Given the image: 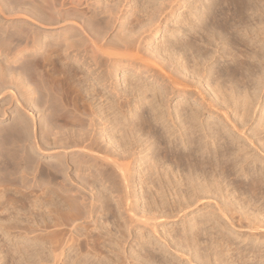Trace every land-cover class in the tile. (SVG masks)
<instances>
[{
    "label": "bare ground",
    "instance_id": "1",
    "mask_svg": "<svg viewBox=\"0 0 264 264\" xmlns=\"http://www.w3.org/2000/svg\"><path fill=\"white\" fill-rule=\"evenodd\" d=\"M163 1L164 0H160L159 2L162 4ZM228 1L229 0H212L207 2L205 5L206 10L204 11L205 15L199 17L198 20L201 24L199 26V37L192 39L187 36V38L185 37L182 41L177 40L175 44H169L170 46L165 49V56L162 55L161 52H159V55H161L163 61L168 60L171 65H174V72L176 73H173V71L172 73L170 71L168 72V69L166 70L167 74L164 73L168 76L171 83L175 82L176 84H179V78L176 74L181 73L187 76V72L191 71L195 73L196 69L198 70L197 74H200V72L202 73V70L199 72L200 69L196 68V66H199L198 64L201 62L205 65L207 59L215 57L217 51L220 52L222 50V53H220L223 57L226 53L231 56L234 55L231 53L230 49L234 44H237V42L232 39L231 31L235 35V33L241 30L243 32L242 35H246L247 39L243 40V43L241 44L242 47H245V50L242 51L243 48L239 50L242 51L240 53L243 57H241V64L238 63L240 67L238 69L227 70V75L229 76L227 79H224L225 77L223 78L224 73L219 70H216V75H214L212 69L209 71L204 69V74L202 73L201 77L205 78L208 76L211 81L215 83V86L213 87L215 95L217 97H219V95L224 97V102H229L227 99L230 96V99L232 98L234 100L233 105L236 109L239 107L238 104L240 103V97L243 96L246 99V103L244 102L247 104L245 105L246 110L244 114L240 116L245 120L243 122L246 123L248 122L246 116H248V113L250 114V108L254 107L250 95L251 85L249 86V83H252V88H255L254 86L259 84L254 85L253 83H258L259 81L264 80L262 79L264 78L262 77L264 73H261L262 75L259 74L260 76L258 75L259 77H256L257 79L255 78V74H257L255 72L257 71L254 72V68L251 69L248 61L251 58L256 57L264 60L263 51L260 53V49L263 50L264 44L255 46V48L252 47L253 49L250 47L249 49V46L251 45L250 42L255 44L257 42V37L260 35L259 28L263 23L262 16H264V0H255L252 2L251 0H234V5L237 8H240L235 11L231 8L234 11L232 14V20L234 23L228 21L223 23L220 21V14L217 8L222 7V4ZM98 2L99 1H96V3ZM22 3L26 4V8H21L8 14L4 1L0 0V51H6L7 55V59L0 62V95L10 93L11 97L20 104V107L24 108V110L26 109L27 112H31V116L33 117V121L30 120L29 116L26 115L24 111L23 114L17 115L9 125L5 127L3 126L2 129H0V235L6 234L9 236V239L25 235V237H23V244H25L26 250L24 249V251H27L25 254L28 255L27 257L30 261L29 264H91V258H95L100 264H125L127 262L128 264H158L163 262L162 259L158 260L155 256V250L159 249H157L150 241H148L149 244L146 245L147 248L144 247V244L146 243L145 241H138V243L141 244L140 246L142 249H146L144 254L139 251L136 255H126V252H123L121 255L119 252L120 250L118 251V249L121 248L119 238L124 236L122 233L123 223L120 221L122 218V208L123 206H126V209H128V211L130 210L129 213H131V211L133 213L134 209L137 207L138 199L136 201L131 199L132 181L130 176L132 178V173L131 175H128L129 168L111 151L102 149L100 145L101 143L96 136L97 132L94 124L98 112L95 106H93L92 100H90V97H94L92 94L94 89H91L88 86V81H94L95 85L99 84V80L94 78V72L97 68L93 69L89 66L86 71L83 70V64H79V59L71 60V55L68 53L67 48L63 47V43V45L56 46L54 45L56 43L52 42L51 39L50 41H46L44 40L46 38L42 39L43 36L41 37L43 30H46L48 27L55 24L64 25L63 27H60L58 31L62 29L64 32L75 31L77 34H81L83 36L81 40L83 39L85 41L87 49L91 52L93 64L95 66L101 65L102 69H105L103 78L109 82L113 78L111 76H119L120 78H123L122 83H126L125 75L129 74L130 71H128V68H122L123 59L117 58L120 56V54L117 55V52L119 51L117 49L127 51L129 48L132 49L135 47L139 50L140 46L137 45V42L134 39V34H131L129 37L123 35L124 38L120 37L118 34L119 38H117V40L110 41L108 38L110 29L115 26L117 21L121 20V17H117L112 10L108 9L107 11L105 10L109 13V15L107 13L109 16H107L108 19L105 20L107 17H104L103 22H101L103 18L101 21L98 18V21L100 22L97 23L96 18L102 13V11L100 12V10H98V6H94L93 8L87 6L83 7L80 0H25ZM132 5L134 8L137 7V10L141 12H145V10L146 12L153 10V8L149 7L150 5L146 7L145 10L144 8L141 9L142 3L140 4L139 0H133ZM91 10L92 13H89ZM249 10H251V14H248L253 16L254 23H251V18H245L243 16L244 11L247 12ZM222 12L224 13V11ZM7 15L13 16L14 18L9 19L7 18ZM26 16H28L30 18V20H28L32 22L28 26L18 24L15 26V30L13 28V31L10 32V34H6L3 30V26L8 22H11L10 24L19 23L27 20L24 19ZM94 18L96 19L95 23L93 22L95 21L93 20ZM89 19L90 21L92 19V22L95 25H92V22H89ZM208 20L209 22H207ZM2 21L3 24H1ZM194 28L195 27L193 26V29ZM196 29L197 28H195V30ZM153 30L154 31L152 32L156 35L158 30L156 28ZM131 32L132 29L130 30V33ZM67 33L65 35H68ZM255 33L257 34L256 36H254ZM153 38L155 39L156 37ZM214 42L217 43L215 47L216 49L214 48L215 50L210 53L209 49ZM108 47L116 49L115 52L117 51V54L109 52L107 50ZM114 55L117 57H113ZM232 57L234 58L236 56ZM127 66L130 67L129 64ZM258 66L259 65H257V67ZM189 69L191 70L189 71ZM201 69H203V67ZM261 69L263 68L261 67ZM121 71L122 73L120 74ZM97 77H99V75H97ZM100 81L103 82L102 80ZM238 81H241L244 84V91H241L238 88ZM207 83L209 84V79L207 80ZM132 90L136 91V87L132 86ZM175 90L176 93H186L185 90L172 86L170 94L174 93ZM227 91H229V95H226ZM44 94H46V98H43ZM154 95H156V93H154ZM162 95L163 98L166 99V97H168V90H163ZM53 96L57 97V99ZM132 96L133 97L129 99L127 105L124 103L120 106L119 102L117 105L120 108V112L123 110V113L125 114L128 111L132 113V121L128 125H125L124 123L117 124V129H115L117 130L116 133L113 134L114 132H111V134H109V139L112 143L113 138L115 140L117 137L118 139L116 142L125 145L124 152L127 151L128 144L136 142L134 137H138L139 140L142 138L144 139V137L149 140L152 137L154 138L156 134L154 130V122L157 123L160 119H158L160 113L158 108L155 109L154 106L151 105L150 108L147 107V109H145L144 104L140 102L141 99L139 98V95L135 92ZM51 98H54L63 104L60 109L56 107L51 111V113L57 112L56 114L53 113L57 116L55 119V115H52L56 122L54 123L57 124L60 122L57 126L59 125L64 128H69L70 125L77 127L75 129V134L68 135L66 132L64 133L58 130H55L54 132L52 129L53 121H51V119L49 120L51 115H49L47 119L42 118L41 115L39 118L36 116L34 110H37V112L40 113L42 111L41 104L50 103ZM30 100L35 101L34 108H30ZM63 101L73 103V112L69 113L67 111L68 108H66V103L64 104ZM133 101L136 103L134 112L132 111L134 109L132 106ZM115 102L116 101L114 100V103ZM162 102L163 99L161 98L159 105H162ZM64 107L67 109L65 112ZM178 111L180 119V136H182V148L187 151L184 152L182 149L184 154H182L183 152L181 154L179 152H174L172 147H176L178 144H174L175 142L173 143L172 141H167L165 144L164 141L162 142L160 135L158 136V144L156 146L159 147L161 150L160 152L162 153H159L157 156L156 154H152V152L147 154L146 157H148V160L146 163L148 169L151 171L158 170L165 174L166 177L168 175L173 176L181 182H183L185 178L188 183L201 180L200 183L203 185L209 183L211 187L215 185L216 188V186L222 184L224 180L221 178L222 174L218 168L223 172L224 169L228 170V167L231 168V166H236L235 162L232 164L230 163L229 165L227 164V160L223 162L221 161L223 157L231 155L234 152L230 148V144L225 141L223 134L219 133L220 131L213 133L209 126L210 133L205 132V136L213 138L215 143H218L221 139L224 140L225 143L224 152H220L217 148L211 149L209 142L205 141L203 136L198 134V126L194 123L197 118L196 112L192 111L189 113L187 107H182L181 110ZM167 114L169 115V119L173 121L174 118L172 117V112L169 111ZM38 123H40V128ZM177 126L178 125H176V127ZM107 127L106 124L104 131ZM226 127L228 128L227 130L229 131L231 139L233 138L230 141L231 143L234 139L241 138V135H238L240 130L236 123L232 126L226 124ZM203 130H205L204 127ZM172 132L174 131L169 127H163V133L172 134ZM52 134L53 138L51 139ZM102 134L104 135L105 132ZM50 140L53 141L51 142ZM144 142H146V140ZM17 143H20V148L17 146ZM48 144H52V148L55 150L58 149V151H56L55 154L50 152ZM16 146L18 148H16ZM152 147L153 146H149L148 149H153ZM197 154L200 158L197 157V159H199V165L202 166V169H199L200 171L195 170V166L193 165V161L195 160L194 157H196ZM49 156L53 159L55 158V160H48L47 158ZM168 157H172L171 159L173 160L175 158L180 164L188 162L184 169V172L186 171V173H182L179 176L177 171L174 172L172 169L173 167L170 168V166L166 169V166L164 167L166 161L164 160H168ZM259 157L261 161H264V153ZM180 164H177L179 165V168ZM73 167H75L77 175L71 173L72 169H74ZM209 169L212 173L210 181L207 178L208 175L206 173ZM262 169H264V167H262ZM218 171L220 173H217ZM18 173L20 174V178L17 175ZM259 175L260 176L257 175L258 177L253 179L252 187L254 191L258 190L261 193H264L261 191L263 190L261 186L262 182H264L263 176L262 174ZM91 176H93V178H90ZM116 178H119V180L117 181ZM97 181L102 183L104 190L96 189L95 182L97 183ZM119 183H124L125 186V190L122 193L120 187L117 186ZM75 184L77 186H75ZM195 184L193 183V186ZM211 187L205 192L211 193L209 192ZM197 193L199 194V192ZM211 195H214V193ZM204 197L205 196L195 198L199 199V202L200 200L202 201ZM184 203L186 204V202ZM216 204L219 206L218 210H221V213L228 219L232 212L231 208H229L230 206L227 207L228 205H221L220 203ZM235 204L237 203L235 202ZM235 211L239 212L238 210ZM142 213L144 214H142V216L148 220L152 219L156 221L159 217L163 216L158 210L153 212L152 209H142ZM231 216L232 218L229 217V219L234 218L232 214ZM138 217L139 216H137V218ZM88 218H93L95 220L94 228H88L86 227L87 225H84L83 222ZM254 218H252L251 221L254 220L253 222H255L257 218ZM107 224L115 225V231L109 229ZM152 225L157 227L158 223ZM257 226H259V224ZM246 228L248 227L246 226ZM255 230L257 231V229ZM200 234V229L195 232L193 238L195 242L199 241ZM215 242L219 243V246L221 245L222 247L225 246L226 243L231 246V243H228L224 237L215 240ZM215 242L212 241L211 244ZM167 246L174 248L177 253H171V250H169L171 256L170 258L164 256V263L172 261L173 263L170 264H206V261L201 259L202 257L200 254L193 255L187 253V251L183 249L185 246L182 248V245L180 246L177 241H175L174 244L167 241ZM20 247L22 250V246ZM115 247H118V249ZM232 248H234V246ZM198 249L196 251H198ZM224 249L225 248L223 247L222 252H225ZM73 251L74 256L71 255ZM161 251H163L162 247L159 252L161 253ZM109 252L112 255H109ZM166 252H168V250H164L163 254ZM226 252L229 253V250ZM251 258L252 261H261L264 264V252H262L261 249L253 252ZM128 259H130V261H127ZM249 259L250 256L241 253V256L235 258V262H237V264H249Z\"/></svg>",
    "mask_w": 264,
    "mask_h": 264
},
{
    "label": "rangeland",
    "instance_id": "2",
    "mask_svg": "<svg viewBox=\"0 0 264 264\" xmlns=\"http://www.w3.org/2000/svg\"><path fill=\"white\" fill-rule=\"evenodd\" d=\"M3 1L6 6V10L8 14L13 13L14 11L18 9L26 8V4L22 3L25 0H3ZM80 1L83 4V7L87 6V7L93 8L94 6H98V10H100V12L102 11L101 13L102 15L100 14L96 18L97 23L100 22L102 18L103 19L101 22H103L104 17H107L109 15V13L106 12L108 9L112 10L114 14H116L117 17H121V20L117 21L115 26L112 29H110L109 36H108L110 41L117 40L119 36L124 38V36L129 37L131 34H134V39L137 42V45L140 46L139 50L136 49L135 47H133L132 49L129 48V50L127 51L117 49L119 50L118 52L116 51L118 54L115 52L116 49H114L113 47H108L107 50L109 52L116 53L117 55L120 54L119 57H117L116 55H114L113 57L116 56L117 58L123 59L122 68H128V71L130 72L129 74L125 75L126 83H122L123 78H120L119 76L118 77L111 76L113 77L112 80L107 82L103 78L105 74V69H102L101 65L95 66L93 64L91 52L89 51V49H87L85 41L83 39L81 40V38H83L81 34L79 35L75 31H67L69 32L67 33V32H64L62 29L58 31L60 27L64 26L62 24L61 25L55 24L53 26H50L46 30H43L41 34V37L43 36L42 39L46 38L44 39L46 41H50L51 39L52 42L56 43L54 44L56 46L58 45L60 46L63 43L64 44L63 47H66L68 53L71 55V60L73 61L74 59H79L80 60L79 64H83V70L86 71L87 68H89V66L90 68H93V69L97 68L96 71L94 72L95 73L94 78L99 80V84L95 85L94 81H88V86L91 89L92 88L94 89V92H92L94 97L93 98H91L90 96L89 97H90V100H92L93 102V106H95L98 112V114L96 115L95 124H94L96 128V132H97L96 136L98 137L101 143L100 145L102 149L104 150L107 149L111 151L117 158H120V160H122V162H124V164H126V166L129 168L128 175H131L132 173V178L130 176V179L132 181L131 199H133V201H136L138 199L137 205H136L138 208L136 207L135 208L136 211L134 209L135 212L133 211V213L131 211L132 214L129 213L130 210L128 211V209H126L127 208L126 206H123L122 208V214H121L122 218L120 221L121 223H123L122 233L124 236L119 238L121 242V248L120 249H118V247H115V248L118 249V251L120 250L119 252L121 255L123 254V252H126V255L127 254L136 255L139 251L140 253L144 254L146 249L145 248L142 249V247L140 246L141 244L138 243V241H141V242L145 241L146 243L144 244V247L146 248H147L146 245L149 244L148 241H150L152 242V244L155 245L157 249H159V250H155V252L153 251L155 256L158 258V260H161V259L163 260V262H160L158 264H170L173 262L170 261L168 263L166 262L164 263V256L170 258L171 255L169 254V250H171L170 252L174 254H176L177 252H175L174 248L172 247L170 248L167 246V241L170 242L171 244H174V242L177 241L180 246L182 245L181 246L182 248L185 246L183 249H185L187 253H190L193 255L200 254L202 257L201 259L203 261H206L205 262L206 264H215V263L216 264H237V262H235V258L241 256V253L247 254L248 256H250L249 264H263L261 261L253 260L254 261L253 262L251 256L253 252L258 251L259 249H261L262 252H264L263 250L264 249V226H263L264 225V197H263L264 193H261L258 190L254 191L252 187L253 179L260 176L259 174H262L263 181H264V171H263L264 169H262V167H264V161H261L259 157L261 156V154L264 153V145H263L264 144V80L259 81L260 83L259 82L253 83L254 85L259 84V85H255L254 86L255 88H252L253 86L252 83H249V86L251 85L250 95L253 100L254 107L251 106L252 108H250V114L248 113V116H246V120L248 122L244 123L243 121L245 120H243V118L240 116L243 115L246 110L245 109L246 108L245 105H247L245 104L246 99L243 96L240 97V100H239L240 103L238 104L239 107H237L236 109L233 105L234 100L232 98L230 99V96L227 99L229 102L227 101H226L227 103L224 102L223 101L224 97H222L221 95L217 97L215 95V90H213L215 83L211 81V79L208 76L205 78L201 77L202 73L204 74V69H206L207 71L212 69L214 72V75H216L215 71L219 70L220 72L224 73V76H223V78L225 77L224 79L229 78V76L227 75V70L238 69L240 67L239 64H241V60L243 58L240 52L245 50V47L244 46L242 47L241 44L243 43V40L247 39V36L242 35L243 32L241 30L235 33V35L231 31L232 39L235 42H237V44H240V45L234 44L232 48L230 49L231 53L234 54L232 56H236L237 59L236 57L233 58L228 53H226V55L223 57L221 55L222 50L220 51L221 53L217 51L215 53V57H213L212 59H207V62L205 65H203V63L201 62L200 64H198L199 66H196V68L200 69L199 72L202 70V73L200 72V74H197L198 73L197 69H196V72L193 73L190 71L191 69H189L190 72H187V76L181 73L176 74L179 78V84H176L175 82L171 83V81H169L168 79V76L166 75L167 74L166 70L168 69V72L170 71L172 73L173 71V73H176L174 72L175 67L174 65H171L168 60L163 61L161 59V55H159V52H161L162 55L165 56L166 55L164 54L165 49L168 48V46H170L171 44H175L177 40L182 41L185 39V37L187 38V36L188 38H192V39L199 37V26L201 25L200 22L198 21L199 17L205 15L204 14V11L206 10L205 5L207 2L212 1V0H164L162 4L159 2L160 0H139V3L140 4L142 3L141 9L144 8L145 10L146 7H148L149 5H150L149 7L153 8V10L151 11L149 10L148 12H146V10L145 12H141L137 10V7L134 8L132 5L133 0H80ZM96 1H99V2L96 3ZM252 1H255V0H251V2ZM228 2L223 3L222 7L217 8L220 14L219 18H220V21L223 23L227 21L230 23L232 22L234 23V21L232 20L233 19L232 14L239 7L237 8L234 5L235 3L234 0L232 1L229 0ZM88 4L91 6H89ZM231 8H233L234 11ZM135 10L138 13H136ZM222 11H224V13ZM89 13H92V10ZM248 13L251 14V10L247 12L244 11L243 16L245 18H251L252 20L251 23H254L253 16H251ZM26 17H24V19H27V20H24L19 23L10 24L11 22H8L9 24L7 23L3 26V30L6 32V34H10V32L13 31V28L15 30V26H17L18 24L20 25L24 24L25 26H28L32 22L29 21L30 20L29 17L28 18ZM108 17L105 20H107ZM7 18L10 19L14 17L7 15ZM98 18L100 19V21H98ZM96 19L95 18L93 19L95 21H93L92 19L90 21L89 19V22L93 21L95 23ZM262 20H263V23L260 25V28H259L260 35L257 37V42L255 44H253V42H250L251 45L249 46V49L250 47L255 48V46L264 44V41H263L264 40L263 39L264 38V16H262ZM93 22H92V25H95ZM207 22H209V20ZM1 24H3V21ZM10 26L12 27V29ZM193 26L197 29L196 30L195 28L193 29ZM154 28L158 30L156 35H154L155 33L152 32L154 31L153 30ZM131 29H132V32L130 33ZM66 33L68 35H65ZM256 35L257 34L255 33L254 36ZM153 37H156V38L154 39ZM216 45L217 43L214 42L213 45L209 49L210 53H212L216 49L215 48ZM241 48H243L242 51H239L241 50ZM261 51H263L264 53V48L263 50L260 49V53ZM6 56H7L6 51L4 50H2V52L0 51V62L5 61V59H7ZM248 61H249V65L251 66V69L254 68V72L257 71L255 72L257 73L255 74L256 75L255 78L259 77L260 75L264 73V63H263L264 60H261L259 57L258 58L256 57V58H251ZM128 64L130 65V67L127 66ZM18 65H22V64H18ZM257 65H259L260 67L259 66L257 67ZM202 67L203 69H201ZM261 67L263 69H261ZM121 73L122 71L120 72V74ZM97 75H99V77H97ZM262 77H264V74L262 75ZM208 79H209V84L207 83ZM100 80H102L104 83L101 82ZM238 82H239L237 84L238 88L241 91H244L245 89L244 84L241 81H238ZM132 86L136 87V91L132 90ZM172 86H176L180 89H183L186 91V93H182V92L176 93V90H175L174 93L170 94ZM163 90H166V91L168 90V97H166V99L163 98V95H162ZM135 92L136 94L139 95V98L141 99L140 102L144 104L145 109H147V107L150 108L151 105H153L155 109L158 108L160 112L158 119L159 118L160 119L157 123L154 122V130L156 133L154 136L155 139L152 137L149 140L146 137H144V139L142 138L141 140H139L138 137H134L136 142L134 143L131 142V144H128L129 146L126 149L127 151L124 152L125 145L121 143H117L116 140L118 138L116 136H115L116 137L115 140L113 138V143H112L111 140L109 139V134H111V132L112 133L114 132L113 134L116 133L117 130L115 129H117L116 128L118 126L117 124L124 123L125 125H128L132 121V113L128 111L125 114L123 113L124 112L123 110L122 112H120V108L117 105H118V102L120 106H122L124 103H126L127 105L129 102V99L133 97L132 95ZM154 93H156V95H154ZM226 95H229V91H227ZM43 98H46V94H44ZM54 98L57 99V97H54ZM54 98H51L50 103L41 104L42 111L40 113H38L37 110H34V113L36 114L38 118L41 115L42 118H46V119L49 117V115H51L49 120L51 119V121H53L52 129L54 132L55 130H58L64 133L66 132V134L68 135L75 134L76 133L75 129L77 127L73 125H70V126L68 125L69 128L68 127L64 128V127H60L59 125L57 126V124H59L60 122L55 124L56 122L54 121V119L55 117H57L55 115L57 112L56 113L53 112L55 113L53 114L51 113V111L52 109H55L56 107L60 109L61 105L63 104L62 102ZM161 98L163 99V102H162V105H159ZM114 100L116 101L115 103H114ZM134 101L132 102V106L134 108L132 110L133 112L135 111V108H136V103ZM63 102L64 104L66 103L65 104L67 106L66 108H68L67 110L64 107L65 108L64 112L66 110L69 113L73 112L72 111V109H74L72 108L73 103L72 102L68 103V101L66 102L63 101ZM29 104H30V108L35 107V101L30 100ZM182 107H187V109H189V113H191L192 111L196 112L197 120L195 119L196 122L194 121V123H196V125L198 126V130H199L198 134L202 135L203 139L209 142L211 149L217 148L220 150V152H224L225 143H224V140L222 139L219 140L218 143H215L213 141V138L205 136V132L210 133L209 126L211 127L213 133L220 131L219 133L223 134V136L225 137L224 138L225 141L230 144L229 146L234 152L233 154L227 155L222 158L221 160L222 162L227 160L228 161L227 164L229 165L230 163L232 164L235 162L236 166L234 167L231 166V168L228 167V170L224 169L223 172L222 170H220V168H218V170L222 174L221 178L224 180L222 184H220L219 186H216V188H215V185L211 187L209 183L203 185L202 183H200L201 180L199 181L196 180L197 182L192 181L188 183L187 179L184 177L185 182L184 181L181 182L177 178H174L173 176L168 175L166 177L165 174H163L162 172L158 170L151 171L148 169V166L146 163L148 160V157H146L147 154L152 152V154L154 155L156 154L157 156L159 153H162L160 152L161 150L159 149V147L156 146L158 144V141H157L158 136L160 135H161L162 142L164 141L165 144L167 141H172L173 143L175 142L174 144L176 143L178 144V146L172 147L174 152L176 153L179 152L180 154L183 152L184 149L182 148V142H181L182 136H180V129H179L180 119L178 116V113H179L178 110H181ZM125 110H126V107H125ZM169 111L172 112V117L174 118L173 121L175 123L169 119V115L167 114V112ZM23 112L29 116L30 120L33 119V117L31 116V112H27L26 109L24 110V108L20 107V104L14 98L11 97L10 93H5V94L0 95V129H2L3 126L5 127L9 125L17 115L23 114ZM52 115L53 116L55 115L54 119ZM235 123L239 127L240 131L239 130L237 131H239L238 135H241V138L234 139V141H232L231 143L230 141L233 138L231 139L229 131L227 130L229 126L227 128L226 124L227 125L230 124V126H232ZM38 124L40 128V123ZM106 124L108 127L104 131ZM176 125L178 126L176 127ZM162 126L169 127L175 133L174 132H172V134L163 133ZM203 127L205 128V130H203ZM103 132H105L104 135L102 134ZM52 138H53V134L51 135V139ZM145 140L146 142H144ZM50 141L52 142L53 140H50ZM17 146H19L20 148V143H17ZM17 146L16 148H18ZM149 146H153L152 147L153 149L149 150L148 149ZM220 146H223V147H220ZM48 147L50 148L49 151L54 154L56 153V151H58V149L55 150L52 148V144H48ZM185 151L187 150H184V152ZM184 152L182 154H184ZM197 157H198V154L196 157H194L195 160L193 161V165L195 166L194 167L195 170L200 171L202 169V166L199 165L198 161L200 158L198 157L199 159H197ZM171 158L168 157L167 158L168 160L166 159L164 160L166 161L164 163V167L166 166V169L167 167L169 168L170 166H171L170 168L173 167L172 169L174 170V172L177 171L179 173V176L182 173L185 174L186 171L184 172V169H185V166H187L188 162H184V164L182 163L180 164V162H177L175 158L174 160ZM47 159L55 160V158L53 159L51 156H49ZM176 163L180 164V168H179V165H177ZM181 167H182V170H181ZM73 168L74 169H72L71 173L73 175H77L75 167ZM178 168L181 170V172ZM208 171L206 173L208 175L207 178L210 181L212 173L210 169ZM219 171L217 173H220ZM17 175L20 178V174L18 173ZM90 178H93V176H91ZM116 180L118 181L119 178H116ZM193 183L194 184L196 183V184L193 186ZM75 186L77 185L75 184ZM95 186H96V189H99V190L103 189V185L99 181H97V183L95 182ZM117 186L120 187L121 193L125 190L124 183H119ZM261 186L263 189L261 191L264 192V188H263L264 182H262ZM210 187L213 192L210 190L209 192L211 193H206L205 191ZM194 191L196 194L194 193ZM196 191L199 192V194ZM212 193H214V195H211ZM203 196H205L203 198L204 200L201 198L202 201L200 200L198 202L199 199H196V198L203 197ZM189 198H190V201H189ZM184 202H186L187 205ZM235 202L237 204H235ZM216 203H220L221 205L226 204L228 205L227 207L230 206L229 208H231L232 212L231 213L228 212L230 213L229 217L232 218L231 216L232 214L234 218L229 219L228 217L227 219V217H225L221 213V210L220 211L218 210L219 206ZM142 209H148V210L152 209L153 212L158 210V212H160L161 215L163 216L159 217L156 221L152 219H149L150 220L149 221L148 219L144 218V216H142L143 214ZM235 210H238L239 212ZM258 212L261 214H259ZM134 213L135 214L137 213L136 215L139 217L137 218V216ZM253 214H255L256 216ZM252 218L254 219L257 218V219L255 220V222H253L254 220L251 221ZM94 222L95 220L93 218H88L83 223L84 225H87L86 227L88 228L89 227L94 228L95 227ZM259 222L262 224V227ZM154 223L155 224L158 223V226L154 227V225H152ZM258 224L260 227L257 226ZM246 226L248 228L251 227L249 229H252V228L253 229L249 230L248 228H246ZM107 227L115 231V225L107 224ZM254 228L257 229V231ZM199 229L201 230V234H200L201 236H199L200 238L199 241L195 242L193 239L194 234ZM23 237H25V235H22V237L16 236L13 239L12 238L9 239V236L6 234L0 235V264H29L30 263L27 257L28 255L25 254L27 253V251L26 252L24 251L25 244H23V240H24ZM222 237H224L228 243H231L230 244L231 246L227 245V243L225 244V246H223L225 248L224 249L225 252H222L223 247L221 245L219 246V243L215 242V240L222 238ZM212 241H214L216 244L215 243L211 244ZM20 246H22L23 248L22 250L24 252L21 250ZM233 246L234 248H232ZM161 247L163 251L168 250V252L163 254V251H161L160 253L159 251ZM226 248L229 250V253L226 252L228 251ZM197 249L198 251H196ZM151 250H154V249H151ZM110 254L111 253L109 252V255ZM71 255L74 256V251L72 252ZM91 259H92L91 264L92 263L100 264L97 262L95 258H91ZM127 261H130V259H128ZM125 264H128V262Z\"/></svg>",
    "mask_w": 264,
    "mask_h": 264
}]
</instances>
